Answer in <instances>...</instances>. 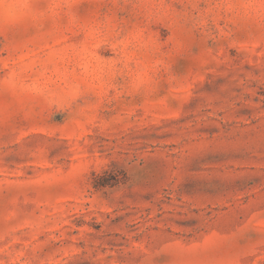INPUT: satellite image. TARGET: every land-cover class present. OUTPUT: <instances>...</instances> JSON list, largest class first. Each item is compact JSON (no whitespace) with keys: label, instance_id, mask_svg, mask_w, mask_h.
Returning a JSON list of instances; mask_svg holds the SVG:
<instances>
[{"label":"rangeland","instance_id":"obj_1","mask_svg":"<svg viewBox=\"0 0 264 264\" xmlns=\"http://www.w3.org/2000/svg\"><path fill=\"white\" fill-rule=\"evenodd\" d=\"M0 264H264V0H0Z\"/></svg>","mask_w":264,"mask_h":264}]
</instances>
